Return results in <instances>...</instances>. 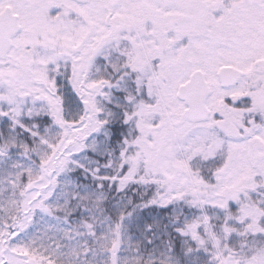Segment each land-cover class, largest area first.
Returning a JSON list of instances; mask_svg holds the SVG:
<instances>
[{"label":"snow or ice","instance_id":"6c2138e0","mask_svg":"<svg viewBox=\"0 0 264 264\" xmlns=\"http://www.w3.org/2000/svg\"><path fill=\"white\" fill-rule=\"evenodd\" d=\"M0 264H264V0H0Z\"/></svg>","mask_w":264,"mask_h":264}]
</instances>
